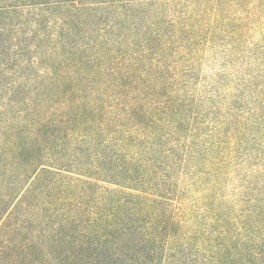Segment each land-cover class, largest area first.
I'll use <instances>...</instances> for the list:
<instances>
[{
	"label": "trees",
	"instance_id": "trees-1",
	"mask_svg": "<svg viewBox=\"0 0 264 264\" xmlns=\"http://www.w3.org/2000/svg\"><path fill=\"white\" fill-rule=\"evenodd\" d=\"M0 264H264V0H0Z\"/></svg>",
	"mask_w": 264,
	"mask_h": 264
}]
</instances>
